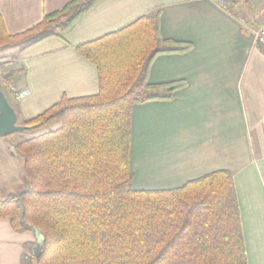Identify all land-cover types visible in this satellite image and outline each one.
<instances>
[{"label":"trees","instance_id":"obj_1","mask_svg":"<svg viewBox=\"0 0 264 264\" xmlns=\"http://www.w3.org/2000/svg\"><path fill=\"white\" fill-rule=\"evenodd\" d=\"M97 1L73 0L16 35L0 16V48L19 47L21 54L58 36ZM159 16L155 10L77 45L95 67L97 93L62 96L22 121L31 133L59 126L11 147L26 189L0 200V219L16 233L41 237L39 255L32 251L20 264H246L231 173L215 171L171 190L132 187V107L171 101L186 86L148 84L150 65L192 49L163 39Z\"/></svg>","mask_w":264,"mask_h":264},{"label":"crops","instance_id":"obj_2","mask_svg":"<svg viewBox=\"0 0 264 264\" xmlns=\"http://www.w3.org/2000/svg\"><path fill=\"white\" fill-rule=\"evenodd\" d=\"M71 1L0 0V16L6 32L16 35ZM219 1L98 0L58 36L21 54L19 47H9L11 54L0 56V63L17 56L20 67L13 64L9 72L20 70L11 80L27 95L18 100L5 89L16 115L30 119L62 96L97 93L95 67L77 45L160 10L161 37L190 43L192 49L157 56L150 65L148 84L186 86L171 101L132 107V187L171 190L215 171L231 173L246 264H264V48L252 33L261 23L262 9L259 0H232L226 10ZM12 145L0 142V200L23 185ZM37 244L40 235L16 233L7 219H0V264H20L27 245L33 250Z\"/></svg>","mask_w":264,"mask_h":264},{"label":"rangeland","instance_id":"obj_3","mask_svg":"<svg viewBox=\"0 0 264 264\" xmlns=\"http://www.w3.org/2000/svg\"><path fill=\"white\" fill-rule=\"evenodd\" d=\"M230 1L232 2V0H225V2H226V4H227V5L225 6V10L228 8V6H229V4H230ZM238 1H239V0H238ZM10 52H11V50L8 49V48L2 49V50L0 51V56H9V55L11 54ZM16 60H18V59H17V56L15 55L14 57L8 58L7 62L0 63V72H1V74H3L4 76H5L6 74H9V73H10V72H9V69L13 67L12 65H13V64H14V65L18 64L17 62L15 63ZM9 64H11V65H9ZM18 65H19V67H20V64H18ZM10 66H12V67H10ZM16 66H17V65H16ZM16 68H18V67H16ZM12 70H13V69H12ZM19 70H20V69H18V71H19ZM18 71H17V72H18ZM12 72H14V71H12ZM0 78H1V77H0ZM1 80H2V78H1ZM10 80H11V79H10ZM11 81H12V80H11ZM0 91L3 92L5 98H6V100L8 101V103L10 104V106H11L13 109H15V107H14V105H13V103H12V100H11L10 97L8 96L7 90L5 89V84H4L3 80H2V84L0 83ZM16 113H18V112H16ZM22 121H23V120H21V117L17 116L16 124H17L18 126H21ZM58 126H59L58 123H54V124H52L50 127H48L47 129H44V130H42V131L35 132V133L26 132V131L14 132V133H12V134L6 136V137L0 138V142H2V141H6V142H8V143H10V144H17V143H19V142H21V141H25V140H27V139L33 138V137H35V136H37V135H39V134H42V133H44V132L53 131V130L57 129ZM25 189H26V186H25L24 183H23V185H22L20 188H18V189L16 190V194H17V193H20L21 191H24ZM40 246H41V244H40ZM32 251H33V250H31L30 252H28L27 256H30V254L32 253Z\"/></svg>","mask_w":264,"mask_h":264},{"label":"water","instance_id":"obj_4","mask_svg":"<svg viewBox=\"0 0 264 264\" xmlns=\"http://www.w3.org/2000/svg\"><path fill=\"white\" fill-rule=\"evenodd\" d=\"M1 50V48H0ZM17 115L14 109L6 100L2 91H0V138L6 137L14 132L23 131L24 127L16 124ZM41 246L37 244L33 249V255L38 256Z\"/></svg>","mask_w":264,"mask_h":264},{"label":"built area","instance_id":"obj_5","mask_svg":"<svg viewBox=\"0 0 264 264\" xmlns=\"http://www.w3.org/2000/svg\"><path fill=\"white\" fill-rule=\"evenodd\" d=\"M259 2L261 4V9H262L261 10L262 20L261 23L253 30L252 33L254 35V39L256 43L264 48V0H259ZM219 5L225 8L226 6L225 0H220ZM238 20L240 22H244L243 17H239ZM0 77L3 80L5 87L9 90L11 94L14 95L16 99L22 100L23 98H25V96L27 95L26 89L19 88L13 81H11L10 79H6V75L4 76L3 74H1V72H0Z\"/></svg>","mask_w":264,"mask_h":264}]
</instances>
